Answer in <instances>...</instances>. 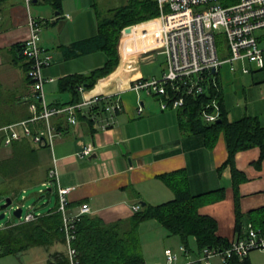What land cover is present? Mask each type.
<instances>
[{"label": "crops", "instance_id": "1", "mask_svg": "<svg viewBox=\"0 0 264 264\" xmlns=\"http://www.w3.org/2000/svg\"><path fill=\"white\" fill-rule=\"evenodd\" d=\"M29 13L43 20L42 25L49 28L41 46L52 55V63L43 69L44 77L53 78L45 84L46 99L51 106H65L76 96L71 90L61 89L63 77L89 73L107 59L105 52V55H98L101 50L81 52L71 47L75 41L98 32L97 10L89 0H73V3L63 0L61 13L45 0H34L30 11L26 0H0V102L12 103V110L18 112L12 120L17 122L31 115L29 105L33 85L27 68L30 61L20 49L29 35ZM159 35V20L133 25L130 32H123L119 66L110 76L100 78L92 89H77L79 102L99 94L120 95L123 110L115 114L103 111L98 119L91 120L90 109L86 107L83 109L86 117L77 125L68 123L65 113L52 117L59 133L52 146L42 148L38 153L45 173L43 183H49V172L56 169L57 179L50 183H54L57 193L59 187H72L69 214H77L83 204H88L90 209L84 214L113 223L128 220L135 213L134 205L142 201L157 204L173 199V190L158 176L185 169L191 191L202 194L199 212L214 217L218 222V234L231 240L239 235L236 231L237 194L231 166L220 169L229 156L224 135L221 134L213 148L208 147L203 135L181 126L178 109L164 110L158 95L143 94L142 90L131 88L132 81L137 78L163 74L165 60L160 59L161 53L157 50L151 51L149 61L136 64L139 54L155 47ZM250 67L249 73L230 68L222 72L225 103L231 120L256 115L264 124V67ZM231 74L235 81L233 88L229 86ZM245 75H251L254 82L249 90L242 84L241 78ZM232 93L247 99L246 107L241 103L231 106L227 97ZM139 104L144 106L142 113L138 111ZM59 122L63 127L58 128ZM42 126L43 121L36 122L35 131ZM90 145L93 146L90 154L82 155L84 148ZM4 149L12 152L11 145ZM260 156L261 149L255 146L237 152L235 157L239 171L237 193L244 215L241 235L251 220L250 212L252 215L264 213L261 211L264 208V159L259 162ZM33 211L38 215L44 212L34 208ZM139 230L146 264H166L165 249L177 248L175 236H168L164 226L155 219L142 222ZM41 247L48 250L49 260L52 247ZM251 254L248 257L255 264ZM217 260V264H224Z\"/></svg>", "mask_w": 264, "mask_h": 264}, {"label": "trees", "instance_id": "2", "mask_svg": "<svg viewBox=\"0 0 264 264\" xmlns=\"http://www.w3.org/2000/svg\"><path fill=\"white\" fill-rule=\"evenodd\" d=\"M45 1L51 3L61 13L63 0ZM160 13L157 0H129L126 5L112 8L105 15L97 11V34L75 41L71 47L73 50L81 52L101 50L105 52L107 59L102 66L89 73L70 74L60 80L62 90H71L76 95L74 100L66 105L76 104L80 101L77 94L78 88L92 89L100 78L108 76L119 66L121 57L118 45L125 27L157 17ZM20 49L22 52L23 45H20ZM201 82L204 85V90L201 93L187 95L185 103L178 108L180 124L184 129L203 135L206 145L210 148L215 146L221 134L224 135L229 156L220 169L230 165L233 171L237 194L235 202L236 231L240 236L244 215L240 209L237 193L239 179L236 176L239 171L236 167L235 157L241 150L258 146L261 149L259 162L263 161L264 124L256 115H246L236 120L230 119L229 109L225 103L221 71L211 72ZM213 101H216L219 106L218 119L220 118L221 121L205 119L204 112L215 111ZM85 117L82 112H78L79 121ZM11 121L13 120L11 119L8 123ZM57 125L58 128L63 127L62 122ZM5 138L6 134L0 131V154L5 148ZM11 146L10 154L0 156L1 174L5 176H15L16 174L17 176L21 166L29 168V165L39 164L38 150L31 146L28 139L14 140ZM38 146L42 149L49 147V144ZM158 177L173 190L175 194L173 199L157 204L149 202L144 206L141 204V208L135 211L128 220L106 223L101 217L89 214H83L76 220V237L73 240V246L78 251V264H146L139 229L142 222L152 219L159 221L164 226L168 236H178L182 244L196 253H200L204 247L225 248L229 245L230 240L218 234L217 220L199 212L202 194H194L191 191L189 176L185 169L166 172ZM47 178L51 182L55 181L50 176ZM8 184H2L3 192L8 194V191H19V188H12ZM51 190L53 188L47 189L46 192L50 193ZM59 203V191L58 193L56 191L55 205L39 214L36 219L17 223L14 221L8 223L6 227L0 228V256L25 252L35 246H46L47 249H50L56 244H62L66 247L64 219L62 211L59 210ZM249 217L250 222L254 225L264 227V213L255 212L252 215L250 212ZM49 255V264L70 263L66 249H55ZM225 264L252 263L249 257L244 259L233 257Z\"/></svg>", "mask_w": 264, "mask_h": 264}, {"label": "built area", "instance_id": "3", "mask_svg": "<svg viewBox=\"0 0 264 264\" xmlns=\"http://www.w3.org/2000/svg\"><path fill=\"white\" fill-rule=\"evenodd\" d=\"M33 1L26 0L29 11ZM157 1L161 13L149 20H159L160 38L150 51L157 50L165 56V70L161 76L135 79L131 88L158 95L162 109H178L185 103L187 95L201 93L204 90L201 81L211 72L221 71L223 65L229 64L232 71L243 73L251 71L250 65L264 67V0ZM28 25L29 35L24 41L23 53L30 61L28 76L33 85L29 105L31 115L0 128L6 134V145L30 135L36 143L52 146L55 135L59 133L52 123V117L57 114L65 113L67 122L77 125L78 112L84 114L86 107L90 109L91 120L98 119L103 111L115 114L123 110V101L116 94H99L64 107L51 106L46 99L45 84L53 78L44 77L43 69L52 63V55L40 44L42 20L29 13ZM220 35L224 36L228 47V57L224 59H221L217 44ZM213 104L214 112H204L207 121H215L219 117V106L216 101ZM138 111H144L142 104H139ZM39 121H43L44 126L35 131V123ZM92 150L93 146H87L82 155H88ZM49 175L56 180V169L52 168ZM71 188L59 187V210L63 213L69 264H78V251L73 246L76 220L90 208L88 204H83L77 214L68 213ZM18 207L22 206L17 205L15 209ZM133 208L137 211L141 204ZM37 217L33 210L25 214L22 210L20 219L31 221ZM254 250L264 251V227L249 222L244 234L231 239L225 248L204 247L196 253L181 244L178 250L166 248L165 256L166 264H215L217 259L225 264L233 257L244 259Z\"/></svg>", "mask_w": 264, "mask_h": 264}, {"label": "rangeland", "instance_id": "4", "mask_svg": "<svg viewBox=\"0 0 264 264\" xmlns=\"http://www.w3.org/2000/svg\"><path fill=\"white\" fill-rule=\"evenodd\" d=\"M89 1L91 3V6H95L96 10L98 12H100L101 14H104V15L107 14L110 9L118 8L120 6H124L129 2V0H89ZM70 2L73 3V0H70ZM86 4L88 5V3H86ZM32 7H34V5H32ZM89 7H90V5H89ZM145 21H147V20H145ZM142 22H144V21H142ZM133 25H135V24H133ZM60 26H61V23L59 24V27ZM48 30H49V28H47L46 25H43L42 32H41L40 44L44 40V33L47 32ZM122 35H123V30H122L121 38H122ZM121 38H120L119 45H118L119 52H120ZM217 44L219 47L221 59L228 57L227 41L223 35H220L218 37ZM52 50H53V48H52ZM52 53H54V50ZM150 53H151V51H147V52L139 54V56L136 58L137 66H139L144 61H149L152 57L151 55H149ZM98 55H105V54H104V52L100 51V52H98ZM120 57H121V53H120ZM160 59L162 61H164L165 56L163 54H160ZM120 63H121V61H120ZM235 65L239 66L238 63H235ZM47 67H45V68H47ZM229 68H230L229 64L223 65V67H221V75H222V72L224 70L229 69ZM230 80L231 81H230L229 86L231 88H233L235 85L233 75H232V79H230ZM241 80H242V84L246 85L248 90H249V87H251V85L254 84L251 75L250 76H248V75L242 76ZM133 81H132V83H133ZM45 88H46V86H45ZM142 93L144 94V93H148V92L145 90H142ZM148 95L152 96L153 94L148 93ZM246 96L249 99V92L248 91L246 92ZM227 99H228L231 106L237 105L238 103H241L243 105V107H246V105H247L246 104L247 99L238 98L236 93L230 94L227 97ZM8 102H10V101H8ZM21 106L23 107V105H21ZM17 113L18 112H15L12 110V103H6L5 100L0 102V126L4 127V126H7V125H10L12 123L17 122L16 120H13V121L8 123V121H10L11 119H15V117H17ZM2 124H4V125H2ZM32 128L34 130V127H32ZM3 133H5V132L3 131ZM22 139H28L29 142L31 143V146L38 150V153H39V151L42 150L39 148L38 145L34 144V142L32 140L33 137H31L30 135L22 137L20 140H22ZM4 145L6 148H8V147L10 148V145H6V144H4ZM1 152L2 153L0 154V156H3L5 154H7L8 152L10 154L11 150L4 149ZM41 166H43V165H41L40 163L34 164V165L32 164V166L29 165V168H26L23 166L24 169L21 166L17 172V176H16V174H15V176H12V175L5 176V175L0 173V213L4 212V211L6 212V216L4 218L0 219V228H2L5 224H8V223H11L14 221L17 223L21 220L20 218L16 217L13 214V211L17 205L22 206L23 214H25L28 210H33V208L35 211H44L45 212L55 205V203H56V187H55L54 183H50V181H48L49 183H43V176L45 175V173L43 172V169H41ZM3 183L5 185H6V183H9L10 187L19 188V191H15V192L8 191L9 193L7 194V192L2 191L3 190L2 189ZM24 188H26V192H23ZM49 188H53V190H51L50 193H47L46 190ZM7 197H12L13 203H12V205H10L7 208H2V205L5 203ZM148 234L149 233H147V235ZM174 238L176 239V244H177L175 247H177L176 250H178L179 246L182 243H181V240L178 236H175ZM192 243L195 245L194 240H192ZM155 247H157V246L155 245ZM58 248L61 250L66 249V247H64V245L58 244L55 247H52V250H55ZM48 253H49L48 250H46L45 248H43L41 246H35V247H32L31 249L25 251V252H21L18 254L1 255L0 256V264H49ZM251 253H252L251 256H252L255 264H264V251L254 250ZM194 258H195V256H194ZM182 261L185 262L186 259L183 258ZM217 262H218V260L215 262V264H217Z\"/></svg>", "mask_w": 264, "mask_h": 264}, {"label": "water", "instance_id": "5", "mask_svg": "<svg viewBox=\"0 0 264 264\" xmlns=\"http://www.w3.org/2000/svg\"><path fill=\"white\" fill-rule=\"evenodd\" d=\"M57 13L58 12H56V14ZM132 27H133V25L127 26V27L124 28V31L130 32L132 30ZM108 76H110V75H108ZM218 121H221V119L219 118ZM12 203H13V199L11 197H7L5 203L2 205V208H7L10 205H12ZM141 204H142V206H144V205H146V202L142 201ZM22 210H23L22 207H18L16 209H14L13 214L16 217L20 218L21 215H22ZM5 216H6V212L5 211L0 213V219L4 218Z\"/></svg>", "mask_w": 264, "mask_h": 264}]
</instances>
